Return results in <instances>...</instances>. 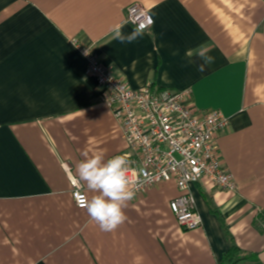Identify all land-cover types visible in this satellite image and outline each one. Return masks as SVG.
<instances>
[{"label": "crops", "instance_id": "0c3cea01", "mask_svg": "<svg viewBox=\"0 0 264 264\" xmlns=\"http://www.w3.org/2000/svg\"><path fill=\"white\" fill-rule=\"evenodd\" d=\"M134 2L154 25L113 40L136 30ZM76 43L132 88H189L190 105L230 119L218 145L236 188L192 184L200 227L178 224L173 181L136 194L111 232L76 205L82 153L127 150ZM201 44L203 72L186 55ZM232 241L264 264V0H0V264H226Z\"/></svg>", "mask_w": 264, "mask_h": 264}, {"label": "built area", "instance_id": "2783aa9c", "mask_svg": "<svg viewBox=\"0 0 264 264\" xmlns=\"http://www.w3.org/2000/svg\"><path fill=\"white\" fill-rule=\"evenodd\" d=\"M126 22L136 30L147 31L154 25L149 9L140 3L128 5ZM86 59L89 72L105 88L102 100L116 119L136 194L163 182L173 181L179 195L170 201L178 224L188 230L202 225L191 192L193 183L203 179L222 189L234 190L236 181L226 167L218 145V136L230 124L219 110L198 111L190 105L192 90L154 87L148 83L132 88L117 77L93 53L89 45L76 43ZM76 205L88 199L83 186L72 180ZM263 215L258 218L261 221Z\"/></svg>", "mask_w": 264, "mask_h": 264}, {"label": "clouds", "instance_id": "9594fccd", "mask_svg": "<svg viewBox=\"0 0 264 264\" xmlns=\"http://www.w3.org/2000/svg\"><path fill=\"white\" fill-rule=\"evenodd\" d=\"M122 26H114L112 29L113 40L120 43H131L143 35V29L138 28L130 34H124ZM211 48L201 44L196 49L189 50L188 57L196 56L202 63L198 70L203 72L205 67L214 62V57L208 53ZM83 159L76 165V177L78 182L86 185L92 193L90 198L83 202L91 221L105 232H111L121 226L126 220L125 209L128 202L136 196L135 186L129 175L130 160L126 154L115 155L105 159L103 153L90 155L82 153Z\"/></svg>", "mask_w": 264, "mask_h": 264}, {"label": "trees", "instance_id": "16d2710c", "mask_svg": "<svg viewBox=\"0 0 264 264\" xmlns=\"http://www.w3.org/2000/svg\"><path fill=\"white\" fill-rule=\"evenodd\" d=\"M224 261L226 264H239V263H250V264H262L255 253H246L240 249L233 241L225 253Z\"/></svg>", "mask_w": 264, "mask_h": 264}]
</instances>
